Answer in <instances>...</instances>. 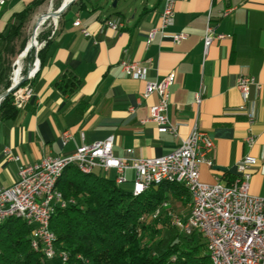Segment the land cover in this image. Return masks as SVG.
<instances>
[{"label": "crops", "instance_id": "obj_1", "mask_svg": "<svg viewBox=\"0 0 264 264\" xmlns=\"http://www.w3.org/2000/svg\"><path fill=\"white\" fill-rule=\"evenodd\" d=\"M31 1L0 4V35L6 33L14 14ZM162 9V0H77L62 12L27 82L33 94L22 108L14 106V114L0 117V187L14 183L23 164L34 163L44 154H69L82 142L111 134L113 152L119 157L161 156L176 149L197 122L214 141L209 154L212 166H200V180L230 182L236 163L250 154L258 161L249 191L264 195L260 159L264 156V0H177L173 22L147 43L150 30L161 25ZM208 16L215 32L224 37L214 38L204 52ZM109 19L122 24L119 30L107 25ZM75 20L80 24L74 25ZM82 28L90 35L85 36ZM176 32L186 33L179 43L172 41ZM5 44L0 37V76L8 57ZM121 60L139 63L143 78L126 76ZM170 72L174 82L167 117L176 135L159 133L153 122L144 121L148 106L157 102L155 93L137 103L147 81L160 80ZM242 74L253 76L259 84L251 87L245 102L236 87ZM62 76L67 84L79 81V85L63 92L55 85ZM198 88L202 90L199 107L193 103ZM248 112L253 114L252 122ZM65 129L72 137L62 145L60 134ZM249 134L254 137L251 145L246 142ZM126 176L131 181L134 171L127 170Z\"/></svg>", "mask_w": 264, "mask_h": 264}, {"label": "built area", "instance_id": "obj_2", "mask_svg": "<svg viewBox=\"0 0 264 264\" xmlns=\"http://www.w3.org/2000/svg\"><path fill=\"white\" fill-rule=\"evenodd\" d=\"M162 1L161 25L150 30L147 43L154 39L158 31H162L173 22L177 0ZM5 2L6 0H0V4ZM229 10H225L224 14ZM79 24V20L74 21V25ZM107 25L114 30H119L122 26L120 22L111 19L107 20ZM81 32L85 36L90 35L85 28H82ZM171 37L174 43H179L186 37V33L176 32ZM222 37L224 35L215 32L208 16L203 37L204 52H207L214 38ZM119 66L126 76L143 78V68L139 63L121 60ZM34 72L30 74L28 71L26 76H21L11 91L13 105L16 108H22L33 94L32 87L27 82L33 77ZM21 81H26L22 87ZM173 82V72L160 80L147 81L137 98V103L155 93L157 102L148 106V114L144 121L153 122L159 133L176 135V127L169 123L167 117L170 87ZM253 86L259 88L253 76L242 74L236 79V87L244 102L249 98ZM201 102L202 90L198 88L193 103L199 107ZM129 111L133 112L134 106H130ZM247 117L249 122L253 121L252 112H248ZM71 137L69 129L63 130L60 134L62 145H66ZM246 142L253 144L254 137L249 134ZM113 144L114 135L111 134L101 140L82 142L69 154H44L34 163L21 165L16 181L9 186L0 187V220L6 213L23 214V221L30 227V242L34 243V247L46 250L48 260L60 256L61 260L66 262L67 259L62 257V251L50 253L47 250L48 239L41 230V222L46 210L64 208L74 201L56 200L52 193H47L49 176L60 171L64 163L76 162L82 171L101 174L114 171V182L122 185L128 181L127 170L132 169L134 177L131 180L130 191L133 195L144 193L162 177H177L192 185L195 201L189 202L186 216L172 212L169 202H164L162 208L168 209L169 221L179 232L185 235L193 233L200 235L205 242L206 251L214 253L218 264H264V195H253L249 191L252 169L258 161L257 157L244 155L236 163L235 175L230 182L217 180L209 184L200 180V166L202 164L212 166L209 154L214 148V141L206 131L200 129L197 122L176 149L161 156L128 160L114 154ZM5 152L9 153V150L5 149ZM260 159L264 162V156ZM162 208H157L150 217H158Z\"/></svg>", "mask_w": 264, "mask_h": 264}, {"label": "trees", "instance_id": "obj_3", "mask_svg": "<svg viewBox=\"0 0 264 264\" xmlns=\"http://www.w3.org/2000/svg\"><path fill=\"white\" fill-rule=\"evenodd\" d=\"M44 1L32 0L14 14L17 24H10L6 33L0 35L6 42L7 55L15 54V41L21 28ZM26 43L20 42V52ZM48 44L49 39L36 54L38 59L43 58ZM36 64L37 60L32 69ZM67 82L62 76L55 85L63 92L67 87L79 85V81ZM15 110L10 92L0 102V117L6 112L14 114ZM56 187L64 198L74 201L55 209L49 221L56 251L66 253L67 261L63 262L60 256L46 260L42 253L33 250L30 227L20 218L11 217L0 224V264H211L203 238L195 233L179 232L181 241H173L163 250H152V236L158 232V222L169 220L168 209L162 208V204L171 199H178L182 204L190 202V195L181 184L161 182L149 186L140 195H133L116 184L113 177L91 171L83 173L75 164H70L63 169ZM157 208H162L159 216L151 218Z\"/></svg>", "mask_w": 264, "mask_h": 264}, {"label": "rangeland", "instance_id": "obj_4", "mask_svg": "<svg viewBox=\"0 0 264 264\" xmlns=\"http://www.w3.org/2000/svg\"><path fill=\"white\" fill-rule=\"evenodd\" d=\"M62 1L63 0H45L44 3H42L41 5L35 8L29 20L21 28L19 37L15 41V54L13 56L8 55L7 57L8 65L6 64V67L4 68L3 79L0 80V95L2 94V92L6 90L7 85H10L12 83L13 70L15 67L14 62L16 61V59H19L20 57L23 56V53H22L23 50L21 52L19 50L20 42L23 40L24 41L29 40V38L32 35V32L34 31V27L36 26L37 19L42 17V15H44V13L47 11L48 8H51V10L49 11V14L52 13V16L46 19L43 23H41L38 26L39 35L37 34L36 43L34 47L29 50V52L31 53L29 54L28 58L24 57L22 59V63L19 65V69L22 68L20 76L23 77V76H26L28 70H31V68L33 67V63L35 62V59H36L35 55L38 53L39 50H41L44 47L46 40L51 37L52 32L55 29V24L58 23V21L57 23L53 22V19L55 20V17L58 14V13L54 14V12L60 6ZM61 15L62 13L59 15L58 20ZM11 24H17V20L14 19ZM20 54L21 56H19ZM18 56L19 58H17ZM20 78L21 77H19V79ZM23 85L24 84H21V87ZM11 102L13 104L12 94H11ZM102 174L109 176V177H112L113 175L112 171H109L106 173L103 172ZM131 184H132L131 181H128V182L123 183L121 186L126 190H130ZM184 203L185 204L180 203V200L178 199H171V201L169 202L172 212L180 216H186L188 213L189 203L188 201ZM157 226H158V232L154 236H152L151 234H148L149 237L152 236V248H153L152 250L154 251L163 250L168 244H171L173 241L182 240L181 235L177 236L179 231L175 227L172 226L171 222L168 219H161L158 222Z\"/></svg>", "mask_w": 264, "mask_h": 264}, {"label": "bare ground", "instance_id": "obj_5", "mask_svg": "<svg viewBox=\"0 0 264 264\" xmlns=\"http://www.w3.org/2000/svg\"><path fill=\"white\" fill-rule=\"evenodd\" d=\"M69 0H64V2L61 4L63 5L64 3L68 2ZM60 5V6H61ZM52 6V5H51ZM60 6L55 10L54 14L58 13ZM50 7V6H49ZM51 10V8H48L47 11L45 12L44 16L41 18L43 19L47 14H49V11ZM50 18V17H49ZM58 20V15H56L55 20L53 19V22L56 23V21ZM37 34L38 33V28L36 30H34L32 32L31 37L29 38V40L27 41L26 45L31 46V49L34 47L35 42H36V38H37ZM41 47V46H40ZM25 48V47H24ZM38 49V48H37ZM23 56L20 57L19 59H17V62L15 61L14 66L16 65V63L18 65H16V67L13 70V76H12V84H17L19 82V77H21V72L19 71V65L22 63V59L26 56L25 54V50L22 51ZM37 59H35L36 61ZM35 64V62L33 63V65ZM38 67V61L37 64L35 65V67L31 70H28L30 74H32ZM19 79V80H18ZM1 97V96H0ZM70 164H75L77 166V168L83 172V173H89L90 171H82L79 168V165L76 162H69V163H64L63 165H61V169L60 171H56L55 174H53L52 176H49L48 182H47V193H52V197L56 200H63L65 199L61 192H59L57 190V181L63 171V169ZM161 182H174V183H178L181 184V186L183 185L189 195H190V201H195V194L193 192V187L190 184H186V182H184L182 179L177 178V177H162L159 180H157L156 184H159ZM67 200H71V199H67ZM73 201V200H72ZM55 210V209H54ZM54 210H46V212L43 214L42 216V222H41V230L43 231L45 238H47V250L50 253H56V248H55V235L54 233L51 231L50 227H49V221L51 218V214ZM13 218V217H17L20 218L21 220H23V214L19 213V212H11V213H6V215L1 217L0 220V224L4 223V221L8 220V218ZM31 248L35 251H38L40 253L43 254L44 258L47 260V254H46V250L42 249V248H35L34 247V243L30 242ZM211 261V264H218L216 258H214V253L213 252H207ZM62 257L67 259V255L66 253H62Z\"/></svg>", "mask_w": 264, "mask_h": 264}, {"label": "water", "instance_id": "obj_6", "mask_svg": "<svg viewBox=\"0 0 264 264\" xmlns=\"http://www.w3.org/2000/svg\"><path fill=\"white\" fill-rule=\"evenodd\" d=\"M74 0H69L68 2H66V3H64L63 5H61L60 6V8H59V11H58V17H59V15L73 2ZM114 3L115 2H113V5H114ZM52 16V13H50V14H47L43 19H40V18H38L37 19V22H36V26L34 27V30H36L37 28H38V26L41 24V23H43L46 19H48L49 17H51ZM31 49V46H28L27 47V45L25 46V48L23 49V50H25V54L29 51ZM37 50V49H36ZM36 57V59H37V61H38V57H37V55H35ZM15 63V62H14ZM16 86V84H10V86L4 91V92H2V94H1V97H0V102L4 99V97L8 94V93H10L13 89H14V87ZM215 169H218V170H221L222 168L221 167H219V166H215Z\"/></svg>", "mask_w": 264, "mask_h": 264}]
</instances>
